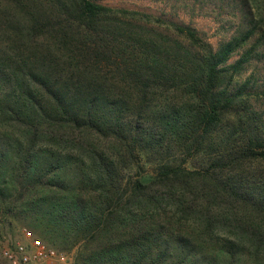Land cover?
<instances>
[{
	"label": "trees",
	"instance_id": "obj_1",
	"mask_svg": "<svg viewBox=\"0 0 264 264\" xmlns=\"http://www.w3.org/2000/svg\"><path fill=\"white\" fill-rule=\"evenodd\" d=\"M32 1L0 0L4 221L18 207L57 248L76 247L73 264H264V134L232 115L252 95L230 90L247 53L227 64L264 35V0H251L253 27L202 56L105 28L137 11Z\"/></svg>",
	"mask_w": 264,
	"mask_h": 264
},
{
	"label": "rangeland",
	"instance_id": "obj_2",
	"mask_svg": "<svg viewBox=\"0 0 264 264\" xmlns=\"http://www.w3.org/2000/svg\"><path fill=\"white\" fill-rule=\"evenodd\" d=\"M5 0H2L4 3ZM37 2L33 0L32 3ZM49 1V0H48ZM47 0H39V7L47 9L50 7ZM96 2L114 7L137 11L140 14L134 16L127 14L118 21H106L105 28L115 29L124 34L133 36L150 37L161 45L176 48V44L183 47L193 55L202 56L205 44L213 49L233 36L241 35L253 27L255 23L253 16V3L251 0H95ZM53 2L59 4L58 1ZM14 10V9H12ZM41 15H48L41 10ZM148 15V16H145ZM189 25L197 30L200 44H192L184 35L177 33L174 24ZM9 27L8 22L0 23V28ZM204 45V46H202ZM247 53V54H246ZM244 54L247 55L241 70L234 76L230 86L231 91L242 88L244 92H251L252 95L237 106L232 115H237L240 119V128L243 133L248 129L253 130L254 125H259L261 133L264 131V35L261 30L254 31L243 46L237 49L227 61V64L236 62ZM1 81V80H0ZM169 97L180 98L179 93H168ZM244 105V106H242ZM248 109V111L245 110ZM253 111L258 113V117L253 115ZM234 118V117H233ZM243 119V120H242ZM235 120V119H234ZM241 121L242 124H241ZM248 125L251 126L248 128ZM0 132H4L0 129ZM11 142V140H10ZM5 142L0 141V150L5 146ZM108 147V144H106ZM173 158L180 157V152L174 149L171 151ZM142 159L147 160V156L142 154ZM201 155L195 156L186 162L187 167H196L203 162ZM139 162V170L152 172L155 166L150 163ZM137 169V167H136ZM138 170V169H137ZM135 171V170H134ZM125 170V176L136 172ZM9 194L6 201H11ZM7 214L8 221H4L6 212L0 203V243L5 240H15L21 237L22 229L30 230L36 237L42 239L46 244L60 252L67 253L70 258L67 262H57L55 264H73L76 247L69 249H59L51 241L46 239L39 228L31 225L23 214ZM0 264H8L6 259L0 254Z\"/></svg>",
	"mask_w": 264,
	"mask_h": 264
},
{
	"label": "built area",
	"instance_id": "obj_3",
	"mask_svg": "<svg viewBox=\"0 0 264 264\" xmlns=\"http://www.w3.org/2000/svg\"><path fill=\"white\" fill-rule=\"evenodd\" d=\"M0 254L8 264H55L70 260L67 253L49 246L28 229H22L20 238L0 243Z\"/></svg>",
	"mask_w": 264,
	"mask_h": 264
}]
</instances>
